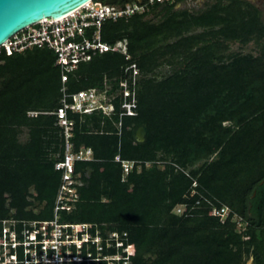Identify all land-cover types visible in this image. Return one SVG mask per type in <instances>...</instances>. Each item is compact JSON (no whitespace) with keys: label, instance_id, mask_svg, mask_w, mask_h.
I'll return each instance as SVG.
<instances>
[{"label":"trees","instance_id":"trees-1","mask_svg":"<svg viewBox=\"0 0 264 264\" xmlns=\"http://www.w3.org/2000/svg\"><path fill=\"white\" fill-rule=\"evenodd\" d=\"M183 1L103 21L101 40L124 51L91 55L64 82L50 49H0V220L52 219L61 87L112 95L107 115L67 111L71 152L89 148L92 159L73 163L82 183L58 222L86 223L101 242L78 253L71 245L80 261L62 264H85L87 253L90 264L113 255L112 264H264V23L244 0L175 7ZM129 63L138 70L136 113L119 117L116 92ZM115 155L138 164L123 174ZM177 205L184 211L175 213ZM220 205L230 209L222 221L207 215Z\"/></svg>","mask_w":264,"mask_h":264},{"label":"built area","instance_id":"built-area-1","mask_svg":"<svg viewBox=\"0 0 264 264\" xmlns=\"http://www.w3.org/2000/svg\"><path fill=\"white\" fill-rule=\"evenodd\" d=\"M166 1L168 0H125L118 4H107L100 0H91L58 19H43L25 26L1 43L0 49L6 55L21 52L33 46L50 49L55 56L54 63L61 71L60 79L64 82L66 73L73 70L78 62L87 60L91 55L114 51L119 46L124 51L123 46L118 42L110 45L101 40L100 27L103 21L142 14L147 12L153 3ZM137 76L138 70L135 64L129 63L124 68V77L120 80L116 92L120 97L119 117L132 116L136 113ZM65 91V86H62L60 104L52 112L56 117V124L61 129L64 141L63 156L53 164V168L61 171V175L54 200L52 219L27 221L21 224L13 219L0 220V264H62L69 259L79 262L78 256H69L71 245L74 246L76 253L79 252L82 243L86 242L94 244L95 249H100L101 241L97 235L90 236L87 231L88 224L60 223L58 222V211L71 209L72 203L77 198L76 186L82 183L73 174V163L92 159L89 148L79 149L75 153L71 152L69 137L72 121L67 117V111L89 114L99 110L107 115L113 109L112 95H107L96 88L82 89L73 93ZM114 161L120 163L123 174H126L134 164H138L135 160H122L118 155L114 156ZM183 211V205L174 207L175 213L179 214ZM229 213L230 209L226 205L212 206L207 211V215L217 216L220 221ZM232 218L237 227L242 226L238 216L233 214ZM107 235L113 238L117 236L115 233ZM106 245L109 243L106 242ZM114 246L121 247V241L115 239ZM18 250L21 252L20 259H18ZM122 250L127 253L128 246H123ZM102 258L107 261V264H112V260L118 257L113 255ZM86 260L85 264H90L91 258L88 253ZM94 260L93 264H97V258Z\"/></svg>","mask_w":264,"mask_h":264},{"label":"water","instance_id":"water-1","mask_svg":"<svg viewBox=\"0 0 264 264\" xmlns=\"http://www.w3.org/2000/svg\"><path fill=\"white\" fill-rule=\"evenodd\" d=\"M91 0H0V44L13 33L43 19H58ZM145 128L138 127L134 136L142 141ZM248 258L245 264H250Z\"/></svg>","mask_w":264,"mask_h":264},{"label":"flooded vegetation","instance_id":"flooded-vegetation-1","mask_svg":"<svg viewBox=\"0 0 264 264\" xmlns=\"http://www.w3.org/2000/svg\"><path fill=\"white\" fill-rule=\"evenodd\" d=\"M184 1H188L193 6V7L188 6L185 8L198 10V9L202 8L205 4L213 2L214 0H184ZM184 1L181 3H177L175 5V7L184 8V3H185ZM244 1H246L247 3L254 6L259 11L260 16H261V14L264 13V0H244Z\"/></svg>","mask_w":264,"mask_h":264},{"label":"rangeland","instance_id":"rangeland-1","mask_svg":"<svg viewBox=\"0 0 264 264\" xmlns=\"http://www.w3.org/2000/svg\"><path fill=\"white\" fill-rule=\"evenodd\" d=\"M185 3H184V7H193L192 5H191V3H189L188 1H184ZM261 18H262V20H263V22H264V13L263 14H261Z\"/></svg>","mask_w":264,"mask_h":264}]
</instances>
